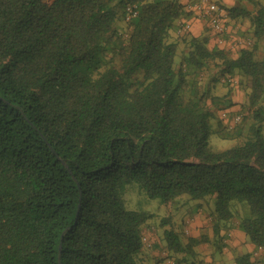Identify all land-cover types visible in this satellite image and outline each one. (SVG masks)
<instances>
[{"label": "trees", "instance_id": "trees-1", "mask_svg": "<svg viewBox=\"0 0 264 264\" xmlns=\"http://www.w3.org/2000/svg\"><path fill=\"white\" fill-rule=\"evenodd\" d=\"M235 2H216L249 22L233 59L181 31L180 0H0V264H139L152 214L125 209L131 183L209 203L215 251L230 222L264 248V0ZM214 130L240 143L213 151ZM183 233L160 240L179 262L209 241Z\"/></svg>", "mask_w": 264, "mask_h": 264}, {"label": "rangeland", "instance_id": "rangeland-1", "mask_svg": "<svg viewBox=\"0 0 264 264\" xmlns=\"http://www.w3.org/2000/svg\"><path fill=\"white\" fill-rule=\"evenodd\" d=\"M45 1L47 3L51 2V0ZM234 40H237V38H235ZM233 80H235L234 86H237V78L234 77ZM236 86L232 89V100L235 101V105L232 108L235 109L230 108L229 110L231 111V114L240 115V117L242 118V115L245 113L243 109L246 104V97L244 92ZM227 89L228 87L225 86L224 83L218 84L214 89V93L220 96L222 94H225ZM224 131L225 130L221 131V135H218L215 130L211 134L210 147L213 151L229 149L240 143L236 139H223V136L225 134ZM122 199L125 209L152 214V218H150L146 222V227L143 230V236L145 239L144 242L146 247L150 249L152 248V252L155 251L161 254L159 256H162V260L178 262L177 264L182 263L179 262L180 256L177 255L175 257H170V255L167 254L168 252L166 250L165 244L160 241L165 229L173 228L176 231L181 230V232L183 233L181 226H184V223H186L188 219L190 220V218L199 217V219L201 220L202 218L207 220V227L209 228L212 234V227L210 221H208L207 219L208 210H210V205L205 201H193L187 195H182L170 203H164L160 198H149L143 191L139 189L138 185H136L135 183L127 184L125 186ZM165 219L167 221L164 222V226H160L161 221ZM204 236H206L207 239L210 238L206 232L201 233L199 238H204ZM188 237L190 238L189 235L183 233L184 242L185 240H187ZM210 239L212 242L214 241V239ZM158 241L161 243H159ZM203 244H207L208 246L209 243L203 242L201 245L197 246L194 251L195 255L196 253L198 254V258L196 256V259L192 258L188 260L189 262H185V264H204L205 257L208 256L212 250L215 251L216 247L213 243H211V248H207L202 252L200 250V247H202ZM153 245L154 247H152ZM151 257H153V255ZM151 257L147 258V256L145 255L141 257L143 264H154ZM257 263L264 264V257L261 258L260 262Z\"/></svg>", "mask_w": 264, "mask_h": 264}, {"label": "crops", "instance_id": "crops-1", "mask_svg": "<svg viewBox=\"0 0 264 264\" xmlns=\"http://www.w3.org/2000/svg\"><path fill=\"white\" fill-rule=\"evenodd\" d=\"M218 3H220L223 8L226 10L230 7H233L236 2L235 0H215ZM181 4L184 7L185 12H188L190 14L189 18L187 19L188 22H190V34L198 37L203 34V29L208 27V24L205 20L199 18L197 16V13L194 8V4L197 2V0H180ZM244 6L247 7L248 10H251V7L244 4ZM225 32L224 36L229 39V41H232V39L239 38L241 34L249 31V22L247 20L242 19H230L227 15L225 16ZM206 35L209 37L210 45L213 46L216 44L214 33L210 30L208 27L206 30ZM227 49H229V53L232 56L233 59L237 58L238 56V50L232 48V46H226ZM235 103V101H233ZM235 109V108H232ZM231 112V111H230ZM208 217V216H207ZM209 221V217L207 218ZM207 220L204 218L199 219V217H193L188 219L186 223H184V233L189 235L191 238H199L201 233L206 232L207 235L214 239V234L212 231L209 230L207 227ZM202 224V225H201ZM219 236L222 238V243L225 244L224 247L219 251L212 250L211 253H209L208 256L205 257L204 264H238L237 259L240 256L243 255H249V263L254 262H260V259L264 257V250L261 251L260 249H256L253 244H251L245 234L240 231L237 226L233 223H228L227 228L225 230H221ZM208 239L209 241L207 244H203L202 247H200V250L203 252V250H206L207 248H211V239ZM159 242V241H158ZM160 243V242H159ZM204 246V247H203ZM154 247V245L152 246ZM264 249V248H263ZM147 256V258L151 257L153 255L152 260L154 264H175L174 261H167L162 260V256H159L161 254L157 252H152V248L144 249L141 252L140 258L143 256ZM155 255V256H154ZM194 257H187V261L195 258L196 256L198 258V254H193ZM182 256H180L181 258ZM203 257V256H202ZM202 259V258H201ZM139 264H143V261H141ZM181 264H185L184 261H182ZM187 264V263H186Z\"/></svg>", "mask_w": 264, "mask_h": 264}, {"label": "built area", "instance_id": "built-area-1", "mask_svg": "<svg viewBox=\"0 0 264 264\" xmlns=\"http://www.w3.org/2000/svg\"><path fill=\"white\" fill-rule=\"evenodd\" d=\"M195 11L197 13V16L203 20L206 21L208 24L210 30L214 33L215 41L218 46H232V48H243L249 45V42L245 41H239L234 40V43H227L223 39L222 35L225 32V16L226 12L225 10L220 7L215 1L213 0H197V2L194 4ZM190 30V23L186 22L184 23L183 29L181 31H189ZM227 81L230 84L235 83V80L233 79H227ZM230 113V110L222 112L221 116L226 119L228 114ZM240 121V115L234 114L230 119V125H235ZM261 251H263V248H260ZM252 264H259L257 262H254Z\"/></svg>", "mask_w": 264, "mask_h": 264}, {"label": "water", "instance_id": "water-1", "mask_svg": "<svg viewBox=\"0 0 264 264\" xmlns=\"http://www.w3.org/2000/svg\"><path fill=\"white\" fill-rule=\"evenodd\" d=\"M76 216H77V215H76ZM75 223H76V220H75L74 224H75ZM68 229H70V228H68ZM66 230H67V229H66ZM66 230H65V231H66ZM63 234H64V233H62V235H61V239L63 238ZM59 256H60V247H59V252H58V257H59Z\"/></svg>", "mask_w": 264, "mask_h": 264}]
</instances>
